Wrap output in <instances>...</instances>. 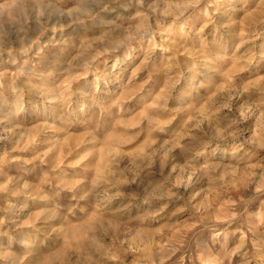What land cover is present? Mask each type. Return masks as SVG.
Segmentation results:
<instances>
[{"label":"rangeland","instance_id":"374dc122","mask_svg":"<svg viewBox=\"0 0 264 264\" xmlns=\"http://www.w3.org/2000/svg\"><path fill=\"white\" fill-rule=\"evenodd\" d=\"M0 264H264V0H0Z\"/></svg>","mask_w":264,"mask_h":264}]
</instances>
